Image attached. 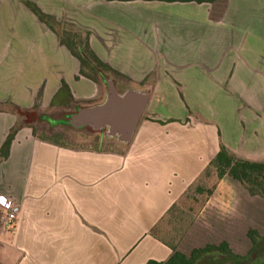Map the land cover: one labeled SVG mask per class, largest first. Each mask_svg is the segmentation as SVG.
Listing matches in <instances>:
<instances>
[{
  "label": "crops",
  "instance_id": "crops-1",
  "mask_svg": "<svg viewBox=\"0 0 264 264\" xmlns=\"http://www.w3.org/2000/svg\"><path fill=\"white\" fill-rule=\"evenodd\" d=\"M25 1L86 34L112 71L80 75L77 59ZM107 80L118 95L146 96L127 140L87 123L88 145H60L19 123L17 110L45 117L100 105ZM61 83L70 98L59 94L52 104ZM13 125L0 196L20 210L12 229L0 225V264L163 261L171 250L150 229L161 221L157 232L168 238L165 212L219 144L264 160V0H0V145ZM263 213V198L224 176L176 249L188 255L224 241L238 254L234 244L248 230L264 237Z\"/></svg>",
  "mask_w": 264,
  "mask_h": 264
},
{
  "label": "trees",
  "instance_id": "trees-1",
  "mask_svg": "<svg viewBox=\"0 0 264 264\" xmlns=\"http://www.w3.org/2000/svg\"><path fill=\"white\" fill-rule=\"evenodd\" d=\"M159 1L209 3L215 0ZM25 5L38 20L55 32L58 42L64 45L70 54L77 59L79 66L78 73L80 75L94 79L98 71H112L108 65L101 62L93 54L88 46L86 34L82 35L74 31L72 26L66 22L56 21L54 17L41 12L35 4L29 1H25ZM59 94H62L64 99L66 97L70 98L69 91L64 83H61L57 93L53 96L52 104L55 103ZM63 103L65 102L63 101ZM16 130L17 125L10 127L1 143L0 160L6 158L10 141ZM32 133L36 134L34 128H32ZM58 136L55 132L50 133L49 137H39L37 135L41 140L61 145L62 143L58 142L56 138ZM224 176L239 182L250 196H258L264 199V160L256 161L233 156L222 144H219L215 155L186 188L180 199L173 203L165 212L162 222H167L166 225L169 224L170 234L168 238L161 237L157 232V227H159L161 221L150 229V234L158 238L160 237L159 239L170 248V254L163 261L149 259L143 264H246L251 260L252 250L264 242V237L260 236L255 230L247 231L246 235L251 243V247L245 255L232 252L228 244L224 241L218 244H205L202 247L194 248L188 255L176 249V243L182 235L184 226L188 224V221H191V218L197 215L205 200L211 196L216 182ZM180 217L182 218L180 219ZM176 221L178 224H175Z\"/></svg>",
  "mask_w": 264,
  "mask_h": 264
},
{
  "label": "water",
  "instance_id": "water-1",
  "mask_svg": "<svg viewBox=\"0 0 264 264\" xmlns=\"http://www.w3.org/2000/svg\"><path fill=\"white\" fill-rule=\"evenodd\" d=\"M107 96L100 105L80 108L68 118L72 127H81L87 123L94 128L107 127L108 133L120 140H127L144 107L146 96L134 91L118 95L110 81H106Z\"/></svg>",
  "mask_w": 264,
  "mask_h": 264
},
{
  "label": "rangeland",
  "instance_id": "rangeland-1",
  "mask_svg": "<svg viewBox=\"0 0 264 264\" xmlns=\"http://www.w3.org/2000/svg\"><path fill=\"white\" fill-rule=\"evenodd\" d=\"M62 27V26H61ZM175 99L176 96H173ZM173 97H166L168 99L173 100ZM18 114L21 116L19 123L26 122L27 124L33 126L34 131L36 135L39 137H49L50 133H57L59 136L56 137L58 139V142L61 143H72V144H82V145H88L87 140L82 139L84 137V132L82 130V127H72L66 122L68 118L70 117L71 113L67 112H52L49 111L46 113L45 117H39L38 113L34 114L33 112L28 111H20L17 110ZM59 120L58 122H52L53 120ZM80 128V129H79ZM99 136L102 137V141L107 144H103V147L109 148L111 143L108 140L109 134L106 132V128H102L99 130ZM83 140L84 142H80V140ZM105 139V140H104ZM183 212V211H182ZM191 213V212H190ZM264 215V213H263ZM182 217H180L181 219ZM195 219L191 218V222ZM262 224H264V216L261 218ZM185 232V230L182 232ZM181 235V237H182ZM208 244V243H207ZM205 245V244H204ZM251 245L249 243L248 238H245L243 241L240 240L238 242H235L234 248L239 252H237L239 255H245L248 250L250 249ZM246 264H264V242L261 243V245L255 247V249L251 252V260L248 261Z\"/></svg>",
  "mask_w": 264,
  "mask_h": 264
},
{
  "label": "built area",
  "instance_id": "built-area-1",
  "mask_svg": "<svg viewBox=\"0 0 264 264\" xmlns=\"http://www.w3.org/2000/svg\"><path fill=\"white\" fill-rule=\"evenodd\" d=\"M19 210L20 206L17 203L5 196H0V225L12 229Z\"/></svg>",
  "mask_w": 264,
  "mask_h": 264
}]
</instances>
